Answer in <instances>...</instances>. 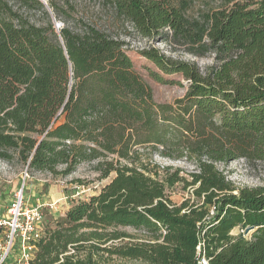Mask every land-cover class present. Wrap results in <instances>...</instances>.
<instances>
[{"label":"trees","instance_id":"obj_1","mask_svg":"<svg viewBox=\"0 0 264 264\" xmlns=\"http://www.w3.org/2000/svg\"><path fill=\"white\" fill-rule=\"evenodd\" d=\"M47 3L53 15L41 0H0V160L62 177L85 163L110 180L44 224L31 264H264V187L238 189L216 166L264 162V0L199 17L189 0H105L143 57L188 81L172 103L154 99L130 42L92 23L58 29L62 7ZM154 41L213 59L202 68ZM153 153L196 169L162 171ZM177 183L201 203H174ZM124 228L142 239L125 242Z\"/></svg>","mask_w":264,"mask_h":264},{"label":"rangeland","instance_id":"obj_2","mask_svg":"<svg viewBox=\"0 0 264 264\" xmlns=\"http://www.w3.org/2000/svg\"><path fill=\"white\" fill-rule=\"evenodd\" d=\"M47 2V0H45ZM191 6L188 10L190 17H199L203 13L217 10L234 2H247L251 0H189ZM62 7L63 16L56 19L63 26L69 24L75 26L80 22L92 23L98 27L120 35L121 38L130 42L129 55L134 62L135 70L149 83L153 89L154 99L159 103H172L181 98L187 91L188 81L181 74H165L152 61L143 57L140 51L146 46L135 34L127 36L132 32L130 28H124L115 18L113 9L105 3V0H55ZM33 16L40 20L42 14L33 12ZM160 50L167 55L184 60L196 61L200 67L212 62L213 56L196 57L192 54L177 49L172 51L168 42H153ZM154 154V153H153ZM153 160L158 162L163 171L169 167L173 172L181 169L180 175L191 178L190 174L195 171L196 166L186 160H171L153 155ZM217 169L222 172L226 180L238 189L244 187H264V162H248L245 159H238L228 163H217ZM110 178L99 180L98 174L91 165L82 164L76 172L67 177L53 176L49 173L35 172L29 174L25 167L17 160L7 163L0 160V219H8L9 207L15 194L24 185V203L28 208L41 205L44 214L45 227L54 225L55 221L64 218L67 210L78 200L88 199L89 196L99 191ZM238 189L235 192H238ZM79 193V194H78ZM171 200L180 205L185 201L191 204L201 203L202 199L193 194V188L184 187L183 183H177L168 189ZM214 208H211L213 214ZM131 234L133 238H126L124 241H138L142 239L141 233L132 228L122 229ZM246 229L236 227L232 234L238 236L244 234L250 236ZM8 226L0 228V242L6 245ZM19 255L17 243H14L9 252L7 264H17L15 261ZM83 256V255H82ZM104 264H143L141 261L119 258L114 256Z\"/></svg>","mask_w":264,"mask_h":264},{"label":"built area","instance_id":"obj_3","mask_svg":"<svg viewBox=\"0 0 264 264\" xmlns=\"http://www.w3.org/2000/svg\"><path fill=\"white\" fill-rule=\"evenodd\" d=\"M24 198L23 185L15 194L9 207V218L0 219V228L6 225L9 228L6 245L0 242V264H7L9 252L14 243H17L19 248V255L15 259L18 261L17 264H31L35 255L36 242L44 234V214L41 205L28 208L25 206ZM200 263L207 264V259L202 257Z\"/></svg>","mask_w":264,"mask_h":264},{"label":"water","instance_id":"obj_4","mask_svg":"<svg viewBox=\"0 0 264 264\" xmlns=\"http://www.w3.org/2000/svg\"><path fill=\"white\" fill-rule=\"evenodd\" d=\"M48 8L49 12L52 14V10L49 8L48 3L45 0H41ZM53 15V14H52ZM53 20L55 21V25L56 27L59 29L61 27V24L58 23L55 18H53ZM253 228H246V232L249 233Z\"/></svg>","mask_w":264,"mask_h":264},{"label":"crops","instance_id":"obj_5","mask_svg":"<svg viewBox=\"0 0 264 264\" xmlns=\"http://www.w3.org/2000/svg\"><path fill=\"white\" fill-rule=\"evenodd\" d=\"M98 192V191H97ZM96 193V192H95Z\"/></svg>","mask_w":264,"mask_h":264}]
</instances>
